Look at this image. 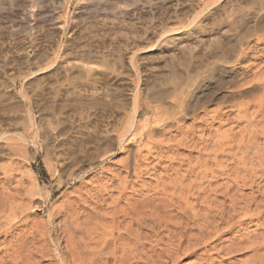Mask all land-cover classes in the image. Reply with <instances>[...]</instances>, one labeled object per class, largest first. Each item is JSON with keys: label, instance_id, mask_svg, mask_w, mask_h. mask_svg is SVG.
Returning a JSON list of instances; mask_svg holds the SVG:
<instances>
[{"label": "bare ground", "instance_id": "bare-ground-1", "mask_svg": "<svg viewBox=\"0 0 264 264\" xmlns=\"http://www.w3.org/2000/svg\"><path fill=\"white\" fill-rule=\"evenodd\" d=\"M19 1L16 0L18 8H24L33 2ZM74 1L60 0L58 13L50 15L51 28L41 31L39 36L36 35L38 36L36 39L28 40L27 42L31 41L28 45L23 41L24 45L18 41V43L6 41V36H4L6 39L0 36V53L3 55V59L0 58V71L17 64L25 78L39 74L30 93L37 97V107L39 106L37 124L39 130H42L41 143L45 145L47 162L50 161V155L55 154L56 148L68 145L73 137L80 140L78 144L83 152L74 157L69 156L71 153L69 149L74 148L66 146L68 149L65 148V151L58 155L57 161L63 165L59 187L79 177L93 166L96 160L86 158L84 155L88 149H96L104 143L119 144L123 147L136 140L138 136L140 138L146 134L150 136L151 121L164 124L173 118L178 110L186 108L185 106L191 110L195 109L197 104L191 107L190 102L187 104L186 100L188 98L194 100L198 90L203 87L202 83L208 78L196 83L199 72L208 71L211 74L225 68L224 83L231 89H238L243 85L241 80L243 73L235 70L251 52L254 53L256 50L255 53L260 56H255L256 66L251 70L257 68L254 73L260 74V77L264 75V56H261L264 45L260 47L258 43L262 41L261 34L257 38L256 47L250 44L252 36L258 31L264 32V0H246L244 13L237 15L233 11L237 15L232 16L233 22L227 21L224 24L233 27L235 23L240 22L242 26L235 32V38H231L230 31L223 28L209 32L206 37L194 36L204 29L208 20L205 14L207 10L213 8L210 10L214 15L211 21H216L228 12L227 5L230 0H222L221 3H218L220 0H207L203 3L181 0L179 6L177 7V3L174 8L171 7L173 0H153L155 2L152 8L149 6L148 10L134 11V15L138 21L141 19V22L133 24H125L129 19L127 14L129 10L126 11L123 4L119 5V1L125 3L129 0H108L109 2L105 3L103 2L107 0H78L79 11L75 14L73 26L69 31L67 30L70 25L69 13ZM103 5L116 8L117 11L114 14L84 12L91 8L101 9ZM15 14L16 11L13 10L9 16L14 17ZM98 16H101L99 18L101 24L87 28L85 33L73 30L77 23L87 22L89 18L94 20ZM116 19L119 23L115 21ZM149 19L154 26H145L144 21ZM37 25L39 26V23ZM42 25L41 29L44 28ZM0 29L2 30V27ZM66 30L69 31L68 37ZM118 33L125 37L132 35L139 41L132 43V40H129L131 43L121 45ZM65 35L67 39L64 43ZM194 61L198 63L196 66L193 65ZM192 65L194 67L191 69ZM164 66L166 70L168 69L166 74L161 71ZM3 75L4 72H0V111L13 122L8 127L0 125V154L6 153L13 157L12 155H18L20 152L24 155L18 143L35 137L33 135L36 134L31 132L35 123L30 120L29 115H25V112V116L19 118L20 121L18 117L9 116L8 102L12 99V89L15 87L11 88L13 85L4 84ZM151 78H158L159 83H150ZM28 87L30 88L29 85ZM29 88L28 90L22 88L24 101L30 98ZM69 91L73 92H71L73 95L67 94L70 105L73 104L75 108L82 105L89 107L87 110L86 106L84 108L86 112L88 111V114L85 113L88 115L87 119L107 113L109 115L114 110L120 111L125 108L126 111L123 112L127 122L123 132L115 134L108 126H102L95 120L86 122L82 128H77L74 121L69 120L63 112L60 111L61 114L59 117L57 115V118L55 111L54 113L46 111L49 106L60 107L64 100V92ZM122 97L127 101L125 104L121 102ZM234 104L226 103L216 113L219 117L236 107L237 113L245 120L242 128L240 123L231 126L218 138L210 136L204 139L205 135L202 136L201 133L204 129L200 132L202 149L206 156L204 154L203 159L200 156L199 158L204 168L195 170L191 169V166L185 168V165L182 168L181 163L187 160L176 158L179 160V166L171 163L172 165L162 167L163 170L159 171L155 184L147 186L142 184L137 188L129 183V177L135 175L139 178L141 174V170L135 164V167L129 165L130 168L126 167L124 172L118 174L117 186L107 182L101 188H88L86 191L82 186H78L79 188L75 186L73 191L77 192L75 193L77 195L65 197L60 202L62 224L56 225L59 239L56 243V252H59V256L53 255L55 261L62 259L64 264H180L187 260L185 261L187 264H238L239 253L241 254L247 245L260 239L258 235L263 237L262 234L257 235L255 228L252 231H249L250 228L245 230V218L238 220L237 218L245 215V186L249 185L251 189L257 188V192L264 193V91L249 101ZM228 106L231 109H227ZM51 123L53 127L50 126ZM71 132L77 136L70 138ZM182 140H187V137ZM194 140V137H190L185 142L194 145ZM26 151L27 149L23 150ZM58 163L57 165L51 163L53 173L57 171ZM256 178L259 181H256ZM255 185L257 187H254ZM30 190V195L41 194L42 198L38 204H31L27 209L37 211L38 207L50 202L52 193L50 191L43 193L37 183L32 182ZM27 204L17 206L18 209L14 211L15 218L24 220L23 213ZM246 205L249 206V200ZM54 251L34 236L24 235L3 250L0 264L33 262L38 264L52 256L51 253ZM257 252L251 257L254 255L257 257ZM192 255L195 257L194 262H188ZM262 255L258 264H264Z\"/></svg>", "mask_w": 264, "mask_h": 264}, {"label": "rangeland", "instance_id": "rangeland-1", "mask_svg": "<svg viewBox=\"0 0 264 264\" xmlns=\"http://www.w3.org/2000/svg\"><path fill=\"white\" fill-rule=\"evenodd\" d=\"M17 1H19V0H17ZM20 1H22V0H20ZM23 1H26V2L29 1L30 3H31V1H33V2L24 8H18L16 6V0L15 1L0 0V28L2 27V30L0 29V31H1L0 36H2L3 38H5L4 36H6L7 37L6 41H15V43L19 42V44H21V45H24L23 44V42H24L25 44L28 45V43L31 42V41L27 42L28 40L36 39L41 34V31H43V30L47 31L51 28L52 22L49 19L53 14L58 13V11H59L58 6H59L60 0H31V1L30 0H23ZM152 1L153 0H148V1L147 0L146 1L145 0H135V1L129 0L125 3L124 2L120 3L121 1H119V5L123 4L124 9L126 11L129 10V11H127V12H129V13H127V14H129V19L125 22V24H127V23L133 24L134 22L140 23L141 19H139V21H140L139 22L138 19L136 18V15H134V11L143 10V9L148 10V9H150L149 6H151V8H152L153 3L156 0L153 2ZM179 1H181V0H173L171 7H173V8L176 7L177 3H178V5H177V7H178ZM194 1H195V3H198V1H199V3H203V2H206L207 0H194ZM105 2H109V1L107 0V1H104L103 3H105ZM221 2H223V1L220 0V2H218V3H221ZM78 3H79V1L75 0L74 3L72 4L71 8H70L71 10L69 13V20H68L69 21L68 23L70 25L68 26L69 28H67V30H69V31L73 26L75 14L79 11L78 6H77ZM32 4H33V6H32ZM227 6L229 8L228 12L225 13L221 18L217 19L216 21H211L214 15L211 13L210 10H212L213 8H210L209 10H207V12L205 14H206V17L208 18V20H206V22H205L204 29L200 33H198L194 36L195 37H198V36L199 37H206V35L209 32L216 30V29L223 28V30H229L230 31L229 34L231 35V38H235V32L238 30V28H240L242 26L240 24V22L235 23L233 25V27L227 26L224 23L227 21L233 22L232 16L236 17L238 14H242L245 12L246 0H230L228 2ZM104 8H106V9H104ZM99 9L91 8V9L84 10V12L86 14H91V13H95V12L100 13V14H114L117 11L116 8H111L110 6L104 7V5H103V8H101L100 10ZM134 9H136V10H134ZM13 10L16 11V14L14 17L13 16L10 17L9 13ZM233 11L235 12V14L237 13V15H235ZM229 12H230V14H229ZM44 18H45V21H44ZM99 18H101V16H98L97 19L94 18V20L89 18V20H87V22L84 21L83 23H77L76 26L73 28V30L74 31L77 30L78 33L83 34L88 30L87 28L95 27L96 25L101 24V23H99L100 22ZM46 19H47V21H46ZM149 20L144 21V23H146L145 26H147V27H151L154 24L152 22V20H150V21ZM115 21L117 23H119V20L116 19ZM38 23H39V26L37 25ZM41 23L42 24L44 23V24L42 25ZM41 25L44 26L43 29H41ZM39 29H41V30H39ZM69 31L66 32L67 37H68ZM118 34H120V33H118ZM118 34H117V36L119 38V44H121V45H124L125 43L126 44L131 43L129 40H132V43L137 42V40L139 41V39L133 37L132 35L126 36L127 37L126 38L124 35H122V34L118 35ZM260 34H261V39L263 42L257 41V38ZM36 35H38V36H36ZM66 35H65V38L63 40L64 43L67 39ZM130 37H131V39H129ZM5 39H1V40H5ZM23 39H25L26 41ZM20 41L21 42L23 41V42L20 43ZM257 42L260 44V47H262L264 45L263 44L264 43V32L258 31L256 33V35L251 37V40H250L251 45L256 47L255 45H257ZM64 43L62 44V49L64 47ZM261 49H263V48H261ZM27 50H28V48L26 49V51ZM255 52H256V50H254V53L251 52L250 56L245 58L242 65L238 69L235 70V71H238L239 73H243V76H242L243 79H241L243 82V85L240 86L238 89H231L226 85V83H224L223 78H225V76H224V74H225L224 69L225 68L218 69L217 71H214L211 74L205 70H204L205 72H203V71L199 72L200 75L197 74V75H199V77H198L199 79L196 78L197 79L196 83H197V81L198 82L202 81L206 77H208V78L204 81V83H202L203 87L198 90L194 100L192 99L193 102L189 98H188V100H186L187 104L190 102L189 104L191 105V107H193L192 106L193 104L194 105L197 104L195 109L191 110L190 108H188V106H185L186 108H184V109L181 108L180 110H178L176 115L173 118H171L168 122H165L164 124H163V122H160V123L158 122L159 123L158 124L156 121H151L149 123L150 124L149 130H150V133L152 135L149 134L150 136H148L146 134L147 137L144 135L143 138H140L138 136L141 140L138 139V137H137L136 138L137 141L136 140H134L132 142L130 141V143L123 145V147H122V145H119V144L115 145L112 143H109V144L104 143V144L99 145V147L97 146L96 149L95 148L88 149L87 151L84 152V155L86 158H89V159L94 158L96 160L95 163L93 164V166L91 168H89L87 171H85L84 173L80 174L79 177H77L75 179H71L66 185H64L62 187H59V177L61 175L63 165L61 162L58 163V161H57V158H59L58 155L60 154V152L63 153L65 151V148H67L69 146H70V148L72 146H73L72 148H74L73 150L69 149L71 151V153L68 154L69 156L74 157L76 154L83 152V151H81V147H79V144H78L80 141L79 138L78 137L71 138L72 136H77L74 132H71V134H70L71 135L70 136L71 142H68L67 143L68 145H66V144L61 145L60 147L56 148L54 150L55 154L50 155V157H49V160L51 162L49 161V163H48L46 160V157H45V145L43 142L41 143V141H43V140H41V139H43V137H41L42 136V130L41 129L39 130L40 127H38V124H37L38 123L37 119H39V114H37L38 109H39V106L37 107V105H38L37 97H36V95H34V93H30V92H32L31 91L32 87L33 88L35 87V84H36L35 80L37 81L36 77H38L39 74H37V75L32 74L33 76L29 75L28 78H25V76L22 74V72H23L22 69L17 64H16L17 66L15 64H13V66H9V68L7 67V69H5V71H7L6 73H5V71H0V72H4V75H3L4 77L2 78L3 80L1 79L3 81V83L7 84V85L10 84L11 86L13 85L11 88L15 87L14 89H12V95H13V96H11L12 99H9V102H8V108L7 109H8V113L10 114L9 116L18 117V120H19V118L21 119L22 116H25V115L28 116L29 115L28 117L30 118V120H32V122L35 123L31 132H32V134H36V135H33V136H35V137H33V139L28 138L25 142L18 143V144H20L19 147L21 148L22 153H24V155L21 154L20 152L18 155L17 154L15 156L12 155L13 157H10V155H8L6 153L2 154V155L0 154V256L3 253V250L5 248L14 244L15 241H17V240L19 241L20 237H23L24 235L28 236V237L34 236L37 240H41V242L42 241L45 242L47 244V247H49L51 250H53V249L55 250L53 253H51L52 256L47 257V259H44L43 262L38 263V264H64L62 259L55 261V259L53 258V255L59 256V254H58L59 252L58 251L56 252V243L59 240V239H57V226L56 225L58 223L62 224V220H61L62 219V212H61L62 209L60 208V205H61L60 202L63 201L65 197H68V196L75 197L77 195V194H75L77 192L73 191L75 186H77V187L82 186V187H84L83 190L85 189V191L88 188H90V189H92V188L96 189V187L101 188V186L107 182L109 184L111 183L113 186H117L119 183V181H118L119 177H117L118 174L121 172H124L126 167L130 168V166L131 167L136 166L138 169L141 170V174H140L139 178H138V176H135V175L129 177L128 178L129 183L134 184L137 188H140L139 185L141 186L142 184H143V186L155 184L156 177L160 174L159 171L163 170L164 166H167L171 163L174 164V166H179V164H180L179 160L176 158H182V159L187 160V161H184V163L183 162L181 163L182 168L184 165H185L184 166L185 168H186V166H189V167L191 166V169H195V170H199V168H204L205 166L204 167L202 166L201 159H203L204 154H205L204 156H206V153H205L204 149H202L203 142H202V139L200 138L201 137L200 134L202 133L203 134L202 136L205 135L204 139L210 138V136L211 137L216 136L214 138H218L223 132H225L226 129L228 130V128H230L231 126H236V124L240 123L239 125L242 128L244 123H245V120L242 119L241 115L237 113L236 107L234 109H231L228 106L227 109H231V110L228 111L227 113H225L224 115H219V117H218L217 113L220 111L219 110L220 107L226 105V103L232 105V103L234 104L236 102H238V103L242 102L243 103V102L249 101L255 95L256 96L260 95V93H262L264 91L263 90V88H264V75L262 74V77H260L261 76L260 74H255L254 72L257 68L256 69L254 68L251 70L252 67L256 66V63L254 62V60L257 57H255V56H260ZM29 53H31L30 55H32L31 50L29 51ZM261 53H262L261 56H264V50H261ZM1 54L2 53H0V58L3 59L2 58L3 55L1 56ZM197 64L198 63L196 61H194L193 65L196 66ZM251 64H253V65L255 64V65L253 66ZM193 65L190 66L191 69L194 67ZM165 68H166V66H164V68L162 67V69L164 71L161 70L164 74H166L168 72V69L166 70ZM204 73H205V75H204ZM221 79H222V81H221ZM149 80H150L149 81L150 83H156V84L159 83L158 78H151ZM248 80H249V82H248ZM30 84H32V85H30ZM25 85H26V87L24 88ZM28 85L30 86V88L28 87ZM22 88L26 89V90H28L27 88H29L28 92L30 93L29 96L31 99L29 98L26 101L23 100L24 98H22V97H25V95H24V90ZM71 92L72 91H69L67 93L64 92V93L66 95L67 94L70 95ZM214 92H215V94H214ZM253 93H254V95H253ZM14 94H15V96H14ZM22 94H23V96H22ZM65 94L63 97V99H64L63 103H61L62 105L60 107H59V105L58 106H49L46 108V111L49 113H52V112L54 113V111H55L56 117H57V115L59 117V114H61L60 111L63 112L64 115L69 120L74 121V123H75L74 125H76L77 128H82L86 122L95 120V121H97V123L101 124L102 126L103 125L108 126L110 128V130L112 129L111 130L112 132L114 131L113 133H115V134L123 132L124 125L127 122V117H126L125 113L123 112V111H126L125 108L120 109V111L114 110L113 112H110L111 114L109 113V115L107 113L105 115H101L100 117L97 116V118L96 117L93 118V116H91V117H88V119H87L86 116H88V115H85V113L88 114L87 113L88 111L86 112V110L89 107L85 105L86 106V110H85L84 105L80 106L82 108H80V107L75 108V106L73 104H71L73 106L72 107L68 102V95H67V97H65L66 96ZM71 95H73V94H71ZM123 98L124 97H122L121 102L126 103L127 101H124L125 98L124 99ZM196 99H197V101H195ZM65 100H66V102H65ZM68 104H69V106H68ZM57 107H58V109H57ZM51 109L53 111H51ZM82 109H84V110H82ZM10 110L13 112H11ZM223 111L225 112V110H223ZM178 112H179V114H178ZM227 114L229 115L228 117H227ZM149 115H151V114H149ZM212 116L217 117V118L215 119ZM220 116H222V117H220ZM151 117H153V115ZM238 117H240V118H238ZM213 118H214V120H213ZM223 118L227 121H225ZM12 122H13L12 120L7 119L4 116V114L0 111V125L1 126H3V127L7 126L8 127V125L12 124ZM80 122H83V123H80ZM155 122H156V124H155ZM50 126L53 127L54 126L53 123H51ZM202 129H204V130H202ZM201 130H202V132H201ZM235 130H238V129L235 128ZM185 132H186V134H185ZM189 135L191 138H193V137L195 138L194 145L185 142V141L190 139V137H188ZM206 135L207 136L209 135V136L207 137ZM185 137H187V140L183 141L182 139H184ZM34 138H36L37 140ZM196 140H197V142H196ZM24 143L26 144V146ZM60 144H61V142H60ZM76 144L78 147L76 146ZM196 144L198 146L199 145L200 146L197 147ZM74 146H76V147H74ZM167 148H169V149H167ZM26 149H27V151L23 152V150L25 151ZM90 150H91V152H90ZM162 150H164L163 151L164 153L162 152ZM176 150H177V152H176ZM173 152H174V154H173ZM165 154L167 155L166 157H165ZM169 156H171V158ZM179 156H181V157H179ZM199 156L201 157V159L199 158ZM50 158L53 160H51ZM131 162H133V163H131ZM137 162H138V165L140 163L139 167L137 165ZM51 163H52V165H57V163L59 164L57 166V171H55V173H53L51 171V168H50ZM177 163H178V165H177ZM187 163H189V164H187ZM198 164H200V165H198ZM189 167H187V168H189ZM197 167H198V169H197ZM155 169L158 171H153ZM145 170H146V173H145ZM256 181H259V180H257V178H256ZM32 182L37 183L40 186L41 191L43 193H45L47 191H50L52 193V197H51L50 202L44 206L38 207L37 211H32V209H27V207L31 204H34V205L38 204V201L42 198L41 194H34V195L31 194L30 195V192H31L30 188L32 186ZM245 187H246L245 188V197H246L245 198L246 199L245 200V215H243V214L240 215L237 218V220L245 218V230H249V228H250L249 231H252L255 228L257 230V235L262 234L263 237L261 235H260L261 237L258 235V237L260 238L258 240H260V241L254 240L255 242H252L253 244L251 243V245H247L249 248L246 246L245 247L246 249L243 250L241 252V254L239 253L237 260H238V264H243V263L244 264H253V262H254V264H258V261L260 260L261 254H263L262 257H264V193L262 194V193H259V191L257 192L256 191L257 188L251 189L252 187H250L249 185H247ZM254 187H257V186L255 185ZM85 191H81V192H85ZM255 191H256V193H255ZM257 193H259V195ZM261 194H262V196H260ZM251 198H253V200H251ZM248 200H249V206L246 205V202H248ZM21 204H25V205L27 204V206H25V208H24L25 212L23 211L24 212L23 216L25 217V218L23 217V219H24L23 221H22V219L20 220V218H15L16 215L14 214V211L18 209L17 206H19ZM246 207H247V209H246ZM51 211H53V216L50 218ZM4 222L6 224H4ZM261 231L263 233H261ZM60 239H61V237H60ZM255 239H257V237ZM62 243H63V241H62ZM258 245H260L259 248H256V247H258ZM249 249H251V250H249ZM252 249H253V251H252ZM255 251L260 252V253L257 252V257L255 256L256 255ZM252 254H255L254 257H251V256H253ZM259 254H260V256H259ZM193 257L194 256L192 255L189 258V260L193 259V261L188 260V262H194L195 257L194 258ZM52 258H53V260H52ZM252 258L254 259V261ZM183 260H185V259L183 258ZM240 260H241V262H240ZM243 260H245V261L242 262ZM185 261H187V260H185ZM185 261H183L180 264H183V263L187 264ZM33 264H37V263L33 262Z\"/></svg>", "mask_w": 264, "mask_h": 264}]
</instances>
